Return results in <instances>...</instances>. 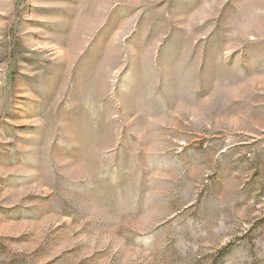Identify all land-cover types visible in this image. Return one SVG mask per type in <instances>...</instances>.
I'll return each instance as SVG.
<instances>
[{"label": "rangeland", "instance_id": "rangeland-1", "mask_svg": "<svg viewBox=\"0 0 264 264\" xmlns=\"http://www.w3.org/2000/svg\"><path fill=\"white\" fill-rule=\"evenodd\" d=\"M0 264H264V0H0Z\"/></svg>", "mask_w": 264, "mask_h": 264}]
</instances>
